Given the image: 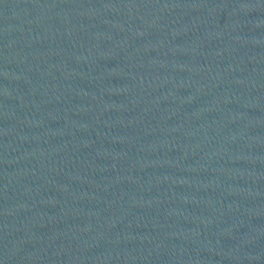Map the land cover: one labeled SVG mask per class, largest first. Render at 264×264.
Here are the masks:
<instances>
[{"label":"water","instance_id":"95a60500","mask_svg":"<svg viewBox=\"0 0 264 264\" xmlns=\"http://www.w3.org/2000/svg\"><path fill=\"white\" fill-rule=\"evenodd\" d=\"M0 264H264V0H0Z\"/></svg>","mask_w":264,"mask_h":264}]
</instances>
